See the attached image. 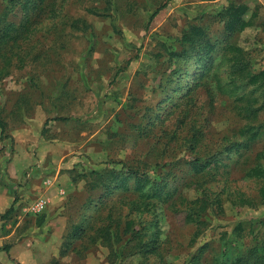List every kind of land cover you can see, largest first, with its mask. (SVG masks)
Instances as JSON below:
<instances>
[{
	"label": "rangeland",
	"instance_id": "1",
	"mask_svg": "<svg viewBox=\"0 0 264 264\" xmlns=\"http://www.w3.org/2000/svg\"><path fill=\"white\" fill-rule=\"evenodd\" d=\"M108 1L60 0L59 15L42 17L31 38L11 51L10 64L4 61L7 47L0 49V119L6 123L4 133L0 128V264H186L192 254L207 263L223 252L235 264L232 257L247 252L253 236L264 239V203L243 200L254 201L258 193L259 181L246 171L264 141L250 150L225 151L211 174L196 175L188 161L221 148L224 137L246 122L244 104L220 94L212 74L193 81L194 51L177 62L164 45L181 49L179 39L197 24L208 32L215 66L224 44L232 43L258 71L264 68V0ZM232 2L249 3L254 13L243 15L251 24L228 32L219 14ZM73 19L86 23L72 27ZM197 82L183 118L182 94ZM196 130L201 138L193 150L188 138ZM130 167L168 179L176 198L193 199L206 188L223 210L209 208L206 223L198 226L185 223L171 202L158 203L161 255L146 257L139 252L141 240L125 230L126 221L133 219L138 228L156 215L130 212L126 194L106 196L104 183L90 174ZM40 199L47 201L45 209L32 212ZM239 223L245 227L240 235ZM77 225L85 227L81 237L73 236ZM102 225L112 230L110 240L97 230Z\"/></svg>",
	"mask_w": 264,
	"mask_h": 264
},
{
	"label": "trees",
	"instance_id": "2",
	"mask_svg": "<svg viewBox=\"0 0 264 264\" xmlns=\"http://www.w3.org/2000/svg\"><path fill=\"white\" fill-rule=\"evenodd\" d=\"M109 4L112 0L108 1ZM4 6L0 11V49L6 48L5 66L10 64V59L13 57L15 48H21V44L31 38L32 33L36 30L37 24L42 17H56L61 11L60 0H4ZM166 6L160 5L152 14L151 19L155 17L158 12ZM248 6L246 4L231 3L228 7L219 14L222 19L226 20V30L228 32H235L244 29L250 23V20H245L243 15L246 14ZM87 11L103 16L106 13L101 12L96 7H87ZM17 20V21H16ZM79 23L85 25L86 21L81 19H73L71 21L72 27H78ZM211 39L208 37L207 30L197 24H193L188 32L179 39L178 47L174 44H165L164 49L169 55L170 60H178L190 57L191 51H194L196 58L189 64H194L196 68V75L193 79L205 78L212 74L210 79L216 82V87L220 94L232 97L240 104H244L243 117L246 122L234 130L231 136H225L221 143V150L204 157L196 156L188 162L196 175L202 174L203 177L211 174V167L219 165L222 162V153L231 151L241 152L243 149L250 150L259 142L264 141V68L256 71L252 66L250 59L247 57L245 51L232 43H225L223 47V55L219 64L214 65V54L210 47ZM215 49V45H214ZM216 50V49H215ZM8 52V53H7ZM192 54V55H194ZM190 55V56H189ZM23 52L19 56V61H22ZM132 59L127 60L125 67L119 68L117 74L131 63ZM215 67V69H214ZM178 67H176L177 69ZM4 69H0V72ZM225 69L223 72L222 70ZM179 72V69L176 70ZM184 74V73H183ZM3 74L0 73V77ZM200 82V81H199ZM199 82L195 87L189 86L185 93L182 94L186 98L184 107L181 108L179 114L183 118L188 114V104L193 101V91L198 87ZM202 82V81H201ZM205 84V82H204ZM203 84V85H204ZM212 95V93H211ZM188 103V104H187ZM263 115V118L261 116ZM61 119L63 117H56ZM182 122V120H181ZM184 122V121H183ZM0 128L2 133L6 131V123L0 119ZM176 133V132H174ZM238 136L239 139L233 137ZM200 130L194 131L188 138L190 148L195 150L200 139ZM264 150L257 154V159L254 165L250 166L246 171V176L254 178L260 183L258 193L254 201L251 199H243L251 205L256 203H264ZM92 180L104 183L106 188L105 195L109 196L115 190H120L126 197H128L124 205L128 206L129 211L137 213L140 218L144 214L154 213L156 219L150 223H143L140 227L135 228L133 219L127 220L125 230L131 233V238L141 240L139 252L145 254L161 255V234L163 233L158 212L155 211L157 204L171 202L173 212L175 214H183L185 223L205 224L204 216L207 210H214L213 208L222 209V202L220 199H212V195L206 188H202L200 195L196 198L189 199L184 195L176 198V190L172 186H168L169 181L166 178L152 177L148 170H143L141 167L126 168L125 171L116 172L114 170H92ZM174 189V190H173ZM172 199V200H170ZM182 206L176 205L178 202ZM15 208L13 203L3 216L11 213ZM110 217V215H109ZM264 223V221H262ZM250 231H254V224L248 223ZM264 225V224H263ZM104 238L110 240L112 230L108 225H102L97 229ZM240 235L245 230L243 223H239L236 228ZM85 234V227L77 225L73 231V236L81 237ZM116 235V234H115ZM147 235V236H146ZM254 237L253 245L245 253H238L232 257V262L235 264H264V239L259 240ZM146 238V239H145ZM128 242V241H127ZM126 245V244H125ZM124 248V247H123ZM120 253V251H119ZM226 253L214 256L211 261L204 262L201 260L199 254H192L186 264H228L225 259Z\"/></svg>",
	"mask_w": 264,
	"mask_h": 264
},
{
	"label": "built area",
	"instance_id": "3",
	"mask_svg": "<svg viewBox=\"0 0 264 264\" xmlns=\"http://www.w3.org/2000/svg\"><path fill=\"white\" fill-rule=\"evenodd\" d=\"M46 202V200L40 199L31 206L30 210L34 213L41 212L45 209Z\"/></svg>",
	"mask_w": 264,
	"mask_h": 264
},
{
	"label": "crops",
	"instance_id": "4",
	"mask_svg": "<svg viewBox=\"0 0 264 264\" xmlns=\"http://www.w3.org/2000/svg\"><path fill=\"white\" fill-rule=\"evenodd\" d=\"M259 2H261V3H263V1L261 0V1H259ZM237 3H238V1H237ZM249 4V3H248ZM247 4V6H248V9H247V12H246V17L247 18H250L252 15H253V13H254V11H253V9L251 8V5L249 4L248 5ZM264 4V3H263ZM62 190V189H61ZM62 192H64L63 190H62Z\"/></svg>",
	"mask_w": 264,
	"mask_h": 264
}]
</instances>
